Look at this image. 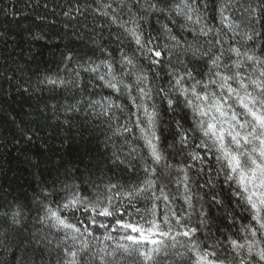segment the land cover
Segmentation results:
<instances>
[{"label":"snow or ice","instance_id":"obj_1","mask_svg":"<svg viewBox=\"0 0 264 264\" xmlns=\"http://www.w3.org/2000/svg\"><path fill=\"white\" fill-rule=\"evenodd\" d=\"M93 2L116 47L40 83L105 126L113 175L66 169L0 202V245L15 264H264V0Z\"/></svg>","mask_w":264,"mask_h":264},{"label":"trees","instance_id":"obj_2","mask_svg":"<svg viewBox=\"0 0 264 264\" xmlns=\"http://www.w3.org/2000/svg\"><path fill=\"white\" fill-rule=\"evenodd\" d=\"M87 2L88 10L85 0H0V202H25L41 180L50 183L57 175L63 179L66 169H79L81 179L87 178L86 168L96 176L99 168L113 175L106 163L105 126L84 111L65 113L71 92L40 83L45 76L69 79L64 58L71 54L74 60L68 67L75 68L76 60L93 55L94 41L116 47L114 27L91 11L93 0ZM158 27L155 17L144 24L146 34L156 35ZM89 91L107 90L89 84ZM184 116L179 110L175 114L177 119ZM121 176L117 172L113 179ZM31 215H36L34 210ZM14 242L9 236L0 245V264H15L7 250ZM51 262L55 264V253ZM127 264H135L134 259Z\"/></svg>","mask_w":264,"mask_h":264}]
</instances>
